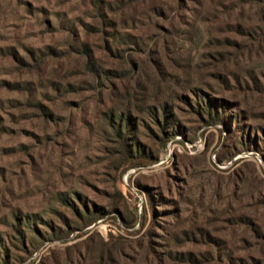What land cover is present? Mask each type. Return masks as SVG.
<instances>
[{
	"label": "rangeland",
	"instance_id": "1",
	"mask_svg": "<svg viewBox=\"0 0 264 264\" xmlns=\"http://www.w3.org/2000/svg\"><path fill=\"white\" fill-rule=\"evenodd\" d=\"M263 17L264 0H0L2 264H264V158L240 142L264 130ZM190 89L237 104L238 145ZM157 100L183 133L164 146L145 115L134 152L157 161L131 167L107 118ZM68 197L105 216L86 227Z\"/></svg>",
	"mask_w": 264,
	"mask_h": 264
},
{
	"label": "trees",
	"instance_id": "2",
	"mask_svg": "<svg viewBox=\"0 0 264 264\" xmlns=\"http://www.w3.org/2000/svg\"><path fill=\"white\" fill-rule=\"evenodd\" d=\"M263 26L260 29V37L264 39V17L262 19ZM243 29V28H241ZM248 34L253 37L256 32L252 30H248ZM259 34V33H257ZM53 54L56 53L54 51H51ZM46 57L42 58V61L45 60L47 57H49V54H44ZM21 66L22 67H31L29 63L26 61L21 60ZM115 74V73H114ZM116 75V74H115ZM207 96V97H206ZM208 98V99H207ZM180 103L184 104L185 106L191 108L195 114L201 119V121L208 125V126H229L233 127L232 129L228 131L230 136H227L228 140H233V146L238 145L237 140L239 139L238 132L242 131L243 128L240 126V116L236 115H229V109L232 107H235L237 109V104H234L232 102H223L218 101L214 99L213 97H208L203 92H200L197 89H190L187 91L186 94H184L182 97L179 98ZM157 104L153 106H148L145 110H136V112H131L130 109L124 110L122 112L116 113L113 111L109 114L107 120L110 128L116 135L117 139H119V145L121 148V153L123 155V161H130L131 167H139L144 166L147 163V160H150V162H155L157 160L152 159V157L148 156H141V155H135L136 150H140V144L137 140V136L135 134V130L139 128L141 125H147L145 124V115H148L153 125L155 126L154 129H152L153 134L157 137V135H161V139L163 141V145L167 146V144L171 141H173L178 134H182L183 132L180 131L181 125L180 120L176 116V114L173 111V106L170 105L168 101H159L157 100ZM234 105V106H233ZM39 109H44L45 107L43 105H37ZM231 116V117H230ZM236 128V129H235ZM221 133L223 131L221 130ZM246 134H248L246 132ZM245 134V135H246ZM231 137V138H229ZM193 142V141H192ZM241 146L244 147V150L242 151H250V147L254 146L256 147L257 151L262 155L264 158V130H259L254 138V141H245L244 137L240 140ZM194 143V142H193ZM246 143V144H245ZM250 145V146H249ZM226 148H229L228 146H225ZM248 147V148H245ZM136 148V150H135ZM241 153V152H238ZM236 154H233L228 160L232 162L234 160V157ZM219 161L224 162V160L219 157ZM64 203L71 205L75 209V213L79 219L82 221H88L86 223V227H89L95 223V221L105 216V213L102 210H93L91 211L87 206L84 204V213L75 206V203L73 200H71L70 197L68 199H64ZM151 207L155 215H158L163 218L161 214H165L162 212H159L157 210V206L154 204L152 198H151ZM168 214V213H166ZM168 216V215H167ZM164 219V218H163ZM162 220V219H160ZM166 230L169 232L170 238L173 237V233L169 228H166ZM74 230H71L68 234L71 235V232ZM1 249H4V251H7V248L5 246H2ZM1 252V251H0ZM158 259H161V256L158 255L155 252L154 261H157ZM231 264H243L242 260H238L236 258H230ZM6 264V261H4ZM3 261L0 259V264H2ZM245 263V261H244ZM246 264V263H245Z\"/></svg>",
	"mask_w": 264,
	"mask_h": 264
}]
</instances>
